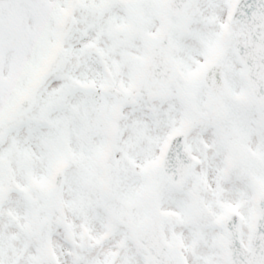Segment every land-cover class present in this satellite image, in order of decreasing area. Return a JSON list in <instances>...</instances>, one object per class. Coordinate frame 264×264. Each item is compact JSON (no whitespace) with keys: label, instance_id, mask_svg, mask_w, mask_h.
<instances>
[{"label":"snow or ice","instance_id":"1","mask_svg":"<svg viewBox=\"0 0 264 264\" xmlns=\"http://www.w3.org/2000/svg\"><path fill=\"white\" fill-rule=\"evenodd\" d=\"M0 264H264V0H0Z\"/></svg>","mask_w":264,"mask_h":264}]
</instances>
